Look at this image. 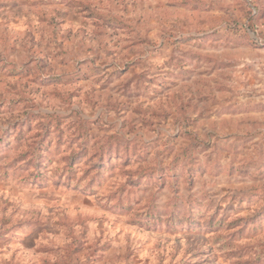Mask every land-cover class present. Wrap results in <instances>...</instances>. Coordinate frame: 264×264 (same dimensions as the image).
Returning <instances> with one entry per match:
<instances>
[{"label":"rangeland","instance_id":"374dc122","mask_svg":"<svg viewBox=\"0 0 264 264\" xmlns=\"http://www.w3.org/2000/svg\"><path fill=\"white\" fill-rule=\"evenodd\" d=\"M0 264H264V0H0Z\"/></svg>","mask_w":264,"mask_h":264},{"label":"trees","instance_id":"16d2710c","mask_svg":"<svg viewBox=\"0 0 264 264\" xmlns=\"http://www.w3.org/2000/svg\"><path fill=\"white\" fill-rule=\"evenodd\" d=\"M45 117H46V120H45V121H46V122H47V121L50 122V120H51L50 118H51L52 116H45ZM28 153H29V155H31V157L29 158V160H31L32 158H35L36 155H38V157L41 156L39 150L36 151V150H33V149H32V150H30Z\"/></svg>","mask_w":264,"mask_h":264}]
</instances>
